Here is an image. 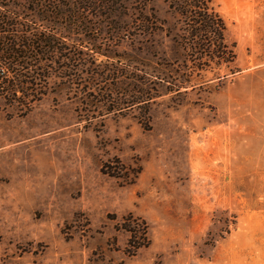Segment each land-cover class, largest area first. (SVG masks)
<instances>
[{
	"label": "rangeland",
	"instance_id": "374dc122",
	"mask_svg": "<svg viewBox=\"0 0 264 264\" xmlns=\"http://www.w3.org/2000/svg\"><path fill=\"white\" fill-rule=\"evenodd\" d=\"M214 7L235 61L179 95L88 113L51 90L23 117L1 108L0 264H264V0ZM129 215L148 226L136 253Z\"/></svg>",
	"mask_w": 264,
	"mask_h": 264
},
{
	"label": "trees",
	"instance_id": "16d2710c",
	"mask_svg": "<svg viewBox=\"0 0 264 264\" xmlns=\"http://www.w3.org/2000/svg\"><path fill=\"white\" fill-rule=\"evenodd\" d=\"M226 31L214 0H0V110L23 117L51 90L81 94L88 113L147 109L196 73L229 69ZM121 227L128 250L148 247L144 220Z\"/></svg>",
	"mask_w": 264,
	"mask_h": 264
}]
</instances>
